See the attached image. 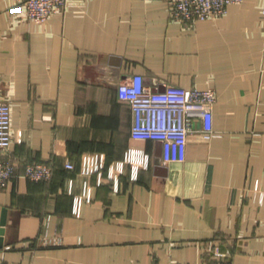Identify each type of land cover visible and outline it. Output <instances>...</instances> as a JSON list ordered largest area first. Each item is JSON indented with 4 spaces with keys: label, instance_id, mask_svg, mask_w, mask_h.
Returning <instances> with one entry per match:
<instances>
[{
    "label": "crops",
    "instance_id": "1",
    "mask_svg": "<svg viewBox=\"0 0 264 264\" xmlns=\"http://www.w3.org/2000/svg\"><path fill=\"white\" fill-rule=\"evenodd\" d=\"M263 8L185 25L168 0H71L38 23L0 0L17 166L0 264H264ZM134 75L214 89L218 135L191 136L185 162L165 164L160 142L132 138L118 87ZM35 164L51 179L27 178Z\"/></svg>",
    "mask_w": 264,
    "mask_h": 264
},
{
    "label": "built area",
    "instance_id": "2",
    "mask_svg": "<svg viewBox=\"0 0 264 264\" xmlns=\"http://www.w3.org/2000/svg\"><path fill=\"white\" fill-rule=\"evenodd\" d=\"M12 1L26 19L44 23L52 15L65 10L71 0ZM243 1L168 0L169 18L192 25L198 20L225 16L229 6ZM118 95L133 111L132 138L160 142L161 157L165 164L185 162L191 136L199 134L209 141L218 135L212 123L214 106L218 100L214 89H187L169 84L161 90H154L145 84L142 76L134 75L119 85ZM22 134V131H18L19 137ZM13 139L12 108L8 102L0 100V194L16 175V164L6 158ZM67 166L74 169L72 164ZM52 176V168L47 164L29 165L26 170V177L36 182L47 181Z\"/></svg>",
    "mask_w": 264,
    "mask_h": 264
},
{
    "label": "water",
    "instance_id": "3",
    "mask_svg": "<svg viewBox=\"0 0 264 264\" xmlns=\"http://www.w3.org/2000/svg\"><path fill=\"white\" fill-rule=\"evenodd\" d=\"M0 213H1V216H0V248H2L3 247V241H4L3 235L6 232L4 226H6V224H7V218H6L7 210L6 209H3V210L0 209Z\"/></svg>",
    "mask_w": 264,
    "mask_h": 264
}]
</instances>
